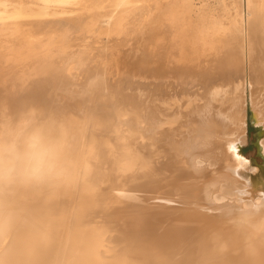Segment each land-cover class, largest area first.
Masks as SVG:
<instances>
[{
	"label": "bare ground",
	"instance_id": "1",
	"mask_svg": "<svg viewBox=\"0 0 264 264\" xmlns=\"http://www.w3.org/2000/svg\"><path fill=\"white\" fill-rule=\"evenodd\" d=\"M54 1L0 0V264H264V0Z\"/></svg>",
	"mask_w": 264,
	"mask_h": 264
},
{
	"label": "rangeland",
	"instance_id": "2",
	"mask_svg": "<svg viewBox=\"0 0 264 264\" xmlns=\"http://www.w3.org/2000/svg\"><path fill=\"white\" fill-rule=\"evenodd\" d=\"M54 0H11L12 4L15 5V7L18 8H23V7H35L39 9H44L45 14L47 16H51L52 14H57V13H63L65 11V9L62 7L63 5H61L60 3L58 4V2L54 1ZM204 4H202V1H199V3H197L198 5H204L205 7H209L213 1L211 0V2L208 0H203ZM209 2V3H208ZM53 3V6H52ZM209 6H208V5ZM55 5V6H54ZM207 5V6H206ZM214 3L212 4V8ZM47 7V8H43V7ZM59 6V7H57ZM51 7V8H49ZM66 7V6H64ZM209 8V10H213L212 8ZM47 9H50L49 11ZM208 9V8H207ZM56 11V12H55ZM49 13V14H48ZM51 14V15H50ZM248 80V77L246 76V81ZM248 96V95H247ZM248 100V99H247ZM41 101V100H40ZM39 101V102H40ZM246 129H245V133H244V141L239 140V145L241 147V157H243V159H240L241 162H243L245 159L246 160H251L253 161V166H261L264 164V159L261 156V149L259 150L257 148V143H259L264 135V127L261 123H257L255 121H253L252 118V108L250 107V103L249 100L247 102V108H246ZM251 121V123L253 124V126L256 128L253 131H249L248 129V121ZM234 153H231V155H233ZM256 161V162H255Z\"/></svg>",
	"mask_w": 264,
	"mask_h": 264
},
{
	"label": "clouds",
	"instance_id": "3",
	"mask_svg": "<svg viewBox=\"0 0 264 264\" xmlns=\"http://www.w3.org/2000/svg\"><path fill=\"white\" fill-rule=\"evenodd\" d=\"M31 148L32 151L29 159L34 166L35 171L43 172L48 166L51 156V148L40 140L34 142Z\"/></svg>",
	"mask_w": 264,
	"mask_h": 264
},
{
	"label": "trees",
	"instance_id": "4",
	"mask_svg": "<svg viewBox=\"0 0 264 264\" xmlns=\"http://www.w3.org/2000/svg\"><path fill=\"white\" fill-rule=\"evenodd\" d=\"M248 129H249V131H253L254 129H256V128L253 126V124L251 123L250 119H249V121H248Z\"/></svg>",
	"mask_w": 264,
	"mask_h": 264
},
{
	"label": "water",
	"instance_id": "5",
	"mask_svg": "<svg viewBox=\"0 0 264 264\" xmlns=\"http://www.w3.org/2000/svg\"><path fill=\"white\" fill-rule=\"evenodd\" d=\"M253 118V117H252ZM253 121H254V119H253ZM257 148L260 150V142L259 143H257ZM261 154V156L263 157V159H264V155H263V153L261 152L260 153ZM259 167V166H258Z\"/></svg>",
	"mask_w": 264,
	"mask_h": 264
},
{
	"label": "snow or ice",
	"instance_id": "6",
	"mask_svg": "<svg viewBox=\"0 0 264 264\" xmlns=\"http://www.w3.org/2000/svg\"><path fill=\"white\" fill-rule=\"evenodd\" d=\"M235 149H236V146L233 145V150H235ZM237 159H243V157L239 156V154L237 153Z\"/></svg>",
	"mask_w": 264,
	"mask_h": 264
}]
</instances>
